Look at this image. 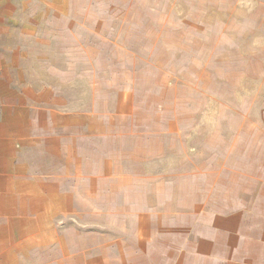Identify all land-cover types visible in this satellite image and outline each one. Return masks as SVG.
<instances>
[{"label": "rangeland", "instance_id": "1", "mask_svg": "<svg viewBox=\"0 0 264 264\" xmlns=\"http://www.w3.org/2000/svg\"><path fill=\"white\" fill-rule=\"evenodd\" d=\"M14 9L9 51H22L25 81L48 88L55 109L38 170L92 191L81 219L63 224L95 233L100 202L125 226L133 205L179 194L221 213L224 187L264 154V0H15Z\"/></svg>", "mask_w": 264, "mask_h": 264}, {"label": "crops", "instance_id": "2", "mask_svg": "<svg viewBox=\"0 0 264 264\" xmlns=\"http://www.w3.org/2000/svg\"><path fill=\"white\" fill-rule=\"evenodd\" d=\"M14 2L0 0V264H264V154L257 150L254 169L239 170L233 191L224 187L229 195L220 214L200 212L197 201L186 205L179 194L172 202L143 201L141 212L133 205L125 226L106 219L100 202L93 207L100 210L95 233L63 224L81 219L91 190L56 183L61 176L53 168L38 170L40 145L55 131V109L42 98L48 88L25 81L22 51H9ZM68 125L62 122L64 131ZM65 142L69 157L68 136ZM74 192L84 196L76 200Z\"/></svg>", "mask_w": 264, "mask_h": 264}]
</instances>
